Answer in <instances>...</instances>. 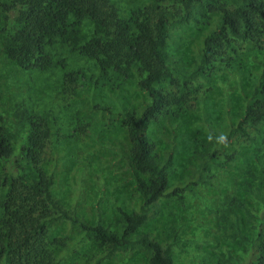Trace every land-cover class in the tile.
I'll return each mask as SVG.
<instances>
[{
	"label": "trees",
	"instance_id": "trees-1",
	"mask_svg": "<svg viewBox=\"0 0 264 264\" xmlns=\"http://www.w3.org/2000/svg\"><path fill=\"white\" fill-rule=\"evenodd\" d=\"M175 2L176 9L166 4ZM83 19L93 25V36L80 44L79 26ZM179 24L203 27L194 60L184 68L168 54L167 44H174L170 29ZM229 37L249 42H264V0H149L141 11H133L121 19L111 0H0V43L5 59L21 68L48 67L50 57L45 45L62 38L90 58H98L99 79L107 93L114 83L126 79L134 63L137 86L144 94L136 108L125 106L115 97V106L94 102L93 108L108 112L110 117L123 118L129 141L125 159L131 184L137 193L136 210L116 204V218L87 222L67 209L53 191L52 173L44 168V153L51 131L47 122L29 108L17 113L27 128L20 134L9 131L0 114V264H66L75 251L77 240L71 237H50L49 226L62 221L74 226L83 240L102 251L97 262L108 260L115 252L134 250L142 253L148 264H174L168 246H162L148 233L144 224L158 211V201L174 196L183 197L180 190L189 183L206 182L205 163L214 156L215 148L201 157L195 174L183 183L169 184L175 141V123L168 109L184 99V82L201 76L216 62L217 48ZM254 83L245 99L243 113L229 129L243 131V124H264V50L253 72ZM82 71H70L62 78L71 84L81 82ZM98 81L96 80L95 83ZM173 82L178 93L159 89L156 85ZM95 89V88H94ZM75 88H73V91ZM117 90V89H116ZM162 115L169 134L163 136L169 146L157 155L147 134L148 126ZM219 145V138L213 139ZM264 140V138H263ZM258 154L257 173L246 181L244 190L261 205L254 211L249 200L235 193H225L223 207L218 211L221 235L230 241L243 243L237 253H218L213 264H264V162ZM10 173L14 174L5 179ZM8 174V175H7ZM263 184V185H262ZM189 189V188H188ZM190 190V189H189ZM257 220L249 233L241 217Z\"/></svg>",
	"mask_w": 264,
	"mask_h": 264
},
{
	"label": "rangeland",
	"instance_id": "rangeland-1",
	"mask_svg": "<svg viewBox=\"0 0 264 264\" xmlns=\"http://www.w3.org/2000/svg\"><path fill=\"white\" fill-rule=\"evenodd\" d=\"M111 1L124 20L149 4V0ZM176 7L175 2L166 4L169 10ZM202 32L203 27L186 24L170 29L174 44L168 43L167 50L179 66L186 68L194 60V49L199 46ZM79 36L80 44L93 36V25L88 19L82 20ZM263 50L262 40L249 42L229 37L228 42L217 48L216 62L201 76L184 82L183 101L168 109L170 121L175 123L176 141L168 173L170 185L189 180L187 176L195 174L200 167L201 157L197 154L206 156L215 148L214 156L202 171L207 181L189 183L180 190L181 200L174 196L160 199L157 214L142 227L163 247H169L174 264H213L218 253L225 254L226 250L237 253L244 247L243 243L225 239L220 233L217 214L223 207L225 193L243 196L260 213L261 205L247 194L244 186L246 181L253 180L250 173H257L259 163L255 154L264 157V124H243V131L223 133L243 113ZM45 52L51 61L48 67L21 68L5 59L0 43V114L7 129L20 134L27 128L17 116L24 108L47 122L51 136L43 155L45 171L54 176L53 191L63 205L85 221L94 222L98 217L101 222L114 220L116 204L136 210L139 200L124 157L129 153L124 120L100 112L92 103L114 107V94L125 106L140 105L144 94L137 86L134 72L138 64L132 65L126 79L113 84V94H109L98 78L100 57H87L62 38L46 44ZM77 70L84 77L69 87L62 75ZM156 86L178 93L173 82ZM147 134L155 153L162 156L169 146L163 138L169 129L162 115L148 126ZM218 138L220 142L216 146L213 139ZM5 167L0 160V170ZM9 176L14 174L5 179ZM1 180L2 176L0 183ZM253 183L260 186L255 180ZM3 192L0 185V196ZM241 221L246 233L257 223L244 216ZM48 233L50 237L77 240L66 264H148L144 255L134 250L115 252L110 259L99 263L97 259L102 251L93 248L87 238L79 240L75 227L62 221L52 223Z\"/></svg>",
	"mask_w": 264,
	"mask_h": 264
}]
</instances>
